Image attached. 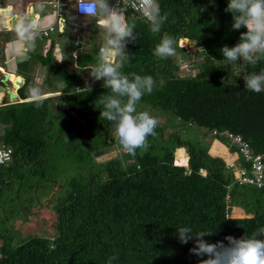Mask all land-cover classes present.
Segmentation results:
<instances>
[{
  "label": "trees",
  "instance_id": "16d2710c",
  "mask_svg": "<svg viewBox=\"0 0 264 264\" xmlns=\"http://www.w3.org/2000/svg\"><path fill=\"white\" fill-rule=\"evenodd\" d=\"M17 1L25 12L29 0ZM60 1L66 3V24L60 30L57 11L47 5L56 30L38 36L35 43L48 46L44 52L33 49L30 61L47 70L43 91L61 93L46 95L37 107L27 89L39 83L29 73L19 97L0 105V143L13 149V159L0 164V264H108L114 255L112 264H199L202 258L190 252L195 240L181 243L180 227L211 232L205 240L225 244L227 236L250 237L264 227V184L241 182L238 170H250L251 164L235 144L221 141L230 140L227 132L241 135L264 161V92L246 89L243 79L264 70V58L255 66L245 61L244 76L228 68L220 50L235 46L246 31L233 29V16L225 11L229 0H158L168 20L155 34L142 15L126 11L137 38L127 43L128 62L120 71L156 81L137 111L149 110L157 119L166 115L175 124L168 131L158 123L146 151L105 160L100 157L106 150L121 147L112 123L101 117L100 97L112 93L87 73L98 63L103 38L95 18L69 7L75 0ZM165 33L176 41L175 55L159 58L154 49ZM85 36L90 50L82 49ZM0 37L2 51L17 39L13 29L1 30ZM180 38H189L195 50L189 75L177 60L188 49ZM69 39L77 51L64 62L55 48ZM86 85L90 92L75 89ZM212 146L226 148L232 158ZM40 217L43 222H37Z\"/></svg>",
  "mask_w": 264,
  "mask_h": 264
},
{
  "label": "clouds",
  "instance_id": "9594fccd",
  "mask_svg": "<svg viewBox=\"0 0 264 264\" xmlns=\"http://www.w3.org/2000/svg\"><path fill=\"white\" fill-rule=\"evenodd\" d=\"M125 3L139 11L149 24L152 33H160L168 20V14L161 15L158 0H124ZM214 3V0H212ZM43 10V5L39 6ZM76 9L86 18L92 17L104 32V43L98 54V63L91 71V77L103 81V87L111 90V95H102L101 117L110 121L122 148L135 156L137 149L146 151L149 147L148 137L156 135L158 119L149 110L137 111V104L144 94H151L156 87L152 76H141L135 72L123 74L120 68L128 62L126 45L135 41L137 36L134 26L127 21L125 7L121 0H77ZM225 11L233 16L234 30L245 28L239 42L232 47L221 48L224 59L235 64L246 61L255 66L264 58V0H229ZM14 25L17 40L25 46V51L34 47L42 31V22L33 13L17 16ZM65 25V24H64ZM175 39L165 33L154 49V55L167 58L175 55ZM245 88L255 92H264V70L251 73L244 78ZM78 93L88 91L91 86L75 88ZM29 99L37 107L43 106L46 93L38 85L27 89ZM178 238L187 244L195 240L190 252L201 257L199 264H264V227L258 228L252 235L236 238L227 236L228 241L209 243L204 238L211 232L193 233L189 227H180ZM203 257H207L203 259ZM117 257L111 256L108 264Z\"/></svg>",
  "mask_w": 264,
  "mask_h": 264
},
{
  "label": "rangeland",
  "instance_id": "374dc122",
  "mask_svg": "<svg viewBox=\"0 0 264 264\" xmlns=\"http://www.w3.org/2000/svg\"><path fill=\"white\" fill-rule=\"evenodd\" d=\"M28 1V0H27ZM54 1H57V0H54ZM75 2V1H74ZM74 2H72V3H70L69 4V7H71V8H73V4H74ZM28 3H26L25 5H27ZM34 4V6L36 7H39L40 5H43V12L45 13L46 12V10H47V5L48 4H43L42 2H39V4H37V3H33ZM10 6V8H11V10H13L15 13H18L19 12V14H22L23 13V3H20L19 1H17V0H0V14L2 15V19H1V21H0V23L2 24V25H5V26H8L9 27V25H10V21L8 20V10L10 9V8H1V7H5V6ZM49 6V5H48ZM31 7H33L31 4H29L28 5V8L29 9H31ZM37 10H41V8H38ZM126 11H128V10H126ZM72 12V11H71ZM73 13V12H72ZM54 16V14L53 13H50V14H48V15H44L43 14V16L41 17V15H40V18H39V15L37 16L39 19H40V21L42 22V26L44 27V26H48L49 24H51V21H49V20H47V17H50V18H52ZM52 23H55L54 22V20L52 19ZM72 29V28H71ZM100 34H99V36L100 37H102L103 39L101 40V42L102 43H104V32H103V30L101 29L100 30V32H99ZM80 37H84V36H81V35H79ZM1 38V37H0ZM85 38L86 39H84V43H83V45H81L82 46V49H85L84 47H86L87 46V43H86V41L88 40V37L87 36H85ZM183 38H180V44L181 45H183V46H186V47H188V49L187 50H185L184 52H182V53H177V60H178V62H179V64L181 65V68H182V70H181V73H183V74H185V75H189V74H192L193 72H194V67H193V65L191 64L192 63V61L194 60V58H195V50L193 49H190V46H192L193 44L191 43V41H190V39L189 38H187V41H186V43H183L184 41L182 40ZM64 43V42H63ZM63 43H59L58 42V44L60 45V48H61V46L63 45ZM73 44V42H72V40H71V42H70V39H69V42H67V44H65V45H67V46H69V50L72 52L73 51V49H72V47H71V45ZM35 52L37 53V52H44L43 50L44 49H47V46H46V44L45 45H41V44H38V43H35ZM14 48L12 47V46H10L9 47V50H8V52L7 53H10L11 51L10 50H13ZM5 58V57H4ZM58 58H59V60H61V61H66L65 60V57H64V54L63 55H61V54H59L58 55ZM1 60H3V53L1 54L0 53V62H1ZM29 62H30V60H29ZM245 63V61H239V62H237V63H235V64H233V63H231V62H229L228 63V68L232 71V72H234L235 74H240V75H246L245 74V72H244V70H243V64ZM31 71L32 72H29L31 75H35V77H36V79H37V83H39L38 85L43 89V90H45V89H47L46 88V86H47V78H48V73H47V70H46V68L41 64V63H39L38 61H33V63H32V69H31ZM91 71H92V69H87V73H88V76H90L91 77ZM20 76H23V75H20ZM1 78H3V73H1V75H0V80H1ZM25 78V77H24ZM48 80H50V79H48ZM53 80V79H52ZM1 82V81H0ZM52 83H53V87H55V88H58L59 86H61V84H59V82L57 83V81H52ZM47 95V94H46ZM14 100H16V99H14ZM10 102L11 100H10V98H9V96H8V94H6L5 96H3L2 94H0V102L2 103V102ZM0 103V104H1ZM165 117V118H164ZM164 117H160L159 119H158V121H159V123L161 124V125H163L165 128H166V130H168V131H170V130H172V129H174V126H173V124H175V123H172V125L167 121L168 119H167V117L168 116H166V115H164ZM173 127V128H171V127ZM210 135V134H209ZM209 135L207 136L208 138L207 139H205V141H206V143H208V144H210L211 143V140H210V138H209ZM198 139H202V137H201V135L198 137ZM221 141H223L224 143H226L227 145H228V147H230V140H228L227 138H224L223 140H221ZM222 142V143H223ZM220 143V142H219ZM221 144V143H220ZM232 147V146H231ZM223 148H225V147H223ZM212 151L213 152H215V153H217V154H222V155H225V156H227V158L230 156V158H232V155H228L227 154V151H226V148L225 149H223V150H221V149H217L215 146L213 147L212 146ZM231 150V152H233V155L237 158V159H240L241 158V154L238 152V150L237 149H234V147L232 148V149H230ZM125 150L122 148V146L121 147H118L116 150H115V152L114 151H112V148H110L109 150H106V152L103 154V155H101V157H100V159H103V160H105V159H107L110 155H115V153H119L120 155L124 152ZM182 151V150H181ZM183 153H185L184 152V150H183ZM182 153V154H183ZM181 154V152H179V155ZM234 160V159H233ZM177 162H181V160H176ZM45 217H40V218H38L37 219V222H43L42 220L44 219ZM28 229H31V230H35L34 228H32V227H29Z\"/></svg>",
  "mask_w": 264,
  "mask_h": 264
},
{
  "label": "built area",
  "instance_id": "2783aa9c",
  "mask_svg": "<svg viewBox=\"0 0 264 264\" xmlns=\"http://www.w3.org/2000/svg\"><path fill=\"white\" fill-rule=\"evenodd\" d=\"M45 3L48 5H52V7L57 11V23L58 28L60 30L63 29L64 21L62 14V8L66 5L65 2H61L60 0L54 1V0H45ZM116 0H114L113 3H115ZM122 6L125 7L126 10L134 11L140 15H142L139 11H136L135 9L131 8L128 3H125L124 0H121ZM77 0H75L73 4V12L78 15L85 17L83 14L79 13L76 9ZM33 13L34 15H38V13L35 12V9L33 8L32 11L29 9H26L25 12L22 14L15 13L13 10H10V16H11V26L9 28H0V30H14V25L16 20H13L14 17L23 15L25 13ZM143 16V15H142ZM2 19V15L0 14V21ZM55 23L49 24L48 26H44L42 28V31L40 33V37L43 39L45 37H49L52 32L56 30ZM103 44L100 45L99 50ZM85 88V87H81ZM7 94V93H6ZM5 94V95H6ZM227 136L229 137L231 143L235 144L240 152L242 153V157L244 161L251 164L250 170L247 169H239L238 171V178L241 182L244 183H256L258 186H262L264 184V161H263V155L261 154H254L251 150L250 145L246 140L243 139L241 135H234L230 132H227ZM13 159V149L9 146H7L5 143H0V164L10 162ZM231 166H236L235 163L232 161Z\"/></svg>",
  "mask_w": 264,
  "mask_h": 264
},
{
  "label": "crops",
  "instance_id": "0c3cea01",
  "mask_svg": "<svg viewBox=\"0 0 264 264\" xmlns=\"http://www.w3.org/2000/svg\"><path fill=\"white\" fill-rule=\"evenodd\" d=\"M38 1L39 0H29L26 9H29L28 5L31 4L33 7H31V9H29V10L32 11V9L34 8L35 12L38 13L39 17H40V15L42 17L43 14L44 15L48 14L50 9H49V7H47V10L45 13L42 10H37V6L35 7L33 3H36ZM44 1L45 0H43V2ZM52 19L54 20V22H56V16L55 15L52 18L47 17V20L51 21V24L53 22ZM98 28L101 30L100 27H98ZM63 42H64L63 40L59 41V43H63ZM75 45H76L75 43L71 45V47L73 49V51L71 52L69 50V46H67L63 43V45L60 48V45L57 43V46L55 48V54L57 56L59 54H61V55L64 54V57H66L67 54H69V53H75L77 51V48ZM10 46H12L14 49L10 50L11 51L10 53H7ZM46 46H48V45H46ZM35 48L36 47L34 45V47L31 50L25 51V46L20 44L17 39L6 42L5 46L2 47L3 51L0 50V53H3V60H1V62H0V72L3 73L6 71V72L16 74V75H23V77L25 75H28L29 72H32L31 71L32 63H31V61L29 62L30 52L33 51V49H35ZM90 48H91V45H89V44H87V46L85 47V49H89V50H90ZM45 50L46 49H44L43 51H45ZM60 93L61 92L57 91L56 93H46V94L51 95V94H60Z\"/></svg>",
  "mask_w": 264,
  "mask_h": 264
},
{
  "label": "bare ground",
  "instance_id": "6f19581e",
  "mask_svg": "<svg viewBox=\"0 0 264 264\" xmlns=\"http://www.w3.org/2000/svg\"><path fill=\"white\" fill-rule=\"evenodd\" d=\"M10 10H11V8L8 10V20L10 21L9 27L11 26V20H10L11 16H10V13H9ZM9 27L5 26V25H2L0 23V28H9ZM2 81H3V86H0V94L5 96L6 93L7 94L12 93L13 94L12 98H14L16 89L22 83V77L20 75L9 73L6 78L5 77L2 78Z\"/></svg>",
  "mask_w": 264,
  "mask_h": 264
},
{
  "label": "water",
  "instance_id": "95a60500",
  "mask_svg": "<svg viewBox=\"0 0 264 264\" xmlns=\"http://www.w3.org/2000/svg\"><path fill=\"white\" fill-rule=\"evenodd\" d=\"M16 17H14L13 18V20H16L15 19ZM63 24H66V21H64V23ZM9 74V72L7 73V72H3V77H7V75ZM0 75H1V72H0ZM22 77V83L19 85V87L24 83V80H25V78L23 77V76H21ZM1 82H0V86H3V81H2V78H1V80H0ZM18 87V88H19ZM18 88L16 89V92H15V97L14 98H12L13 97V94L12 93H9L8 94V96H9V98H10V102H13L14 101V99H17L18 97H19V95H18ZM6 102L4 101V102H2L1 104H5ZM0 104V105H1Z\"/></svg>",
  "mask_w": 264,
  "mask_h": 264
}]
</instances>
